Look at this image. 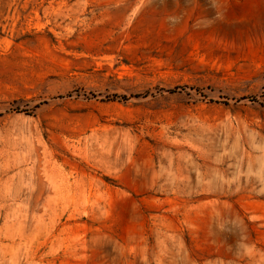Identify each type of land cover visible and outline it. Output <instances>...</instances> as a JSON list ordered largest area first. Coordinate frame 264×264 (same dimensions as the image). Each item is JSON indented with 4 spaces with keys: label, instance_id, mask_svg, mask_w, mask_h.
Segmentation results:
<instances>
[{
    "label": "rangeland",
    "instance_id": "obj_1",
    "mask_svg": "<svg viewBox=\"0 0 264 264\" xmlns=\"http://www.w3.org/2000/svg\"><path fill=\"white\" fill-rule=\"evenodd\" d=\"M0 264H264V0H0Z\"/></svg>",
    "mask_w": 264,
    "mask_h": 264
}]
</instances>
